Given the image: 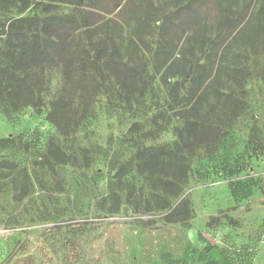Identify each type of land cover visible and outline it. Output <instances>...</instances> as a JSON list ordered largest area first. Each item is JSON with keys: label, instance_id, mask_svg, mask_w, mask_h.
Masks as SVG:
<instances>
[{"label": "rangeland", "instance_id": "rangeland-1", "mask_svg": "<svg viewBox=\"0 0 264 264\" xmlns=\"http://www.w3.org/2000/svg\"><path fill=\"white\" fill-rule=\"evenodd\" d=\"M133 1L134 16L148 23L135 27L133 12L116 18L131 45L120 55L122 63L137 67V84L120 88L109 69L97 70L94 114L68 133L59 134L44 107L37 113L25 106L8 116L0 105V264H264V27L248 40L240 35L225 55L224 64L236 70L234 90L243 108L232 133L213 154L188 150L186 181H176L182 189L171 196L174 184L164 190L161 182L146 180L134 157L137 147L177 137L181 118L169 107L164 78L175 80L182 67L178 63L165 73L154 51L165 17L177 2L185 6L189 0ZM192 1L197 4L187 18L200 17L199 24L185 23L173 35L182 31L177 48L191 37L183 48L187 63L206 58L200 31L224 29L215 17L219 8L242 19L236 32L250 27L261 3ZM73 9L78 10L59 4L54 13ZM16 13L14 6L0 9V19ZM45 80L41 94L47 100L61 81L55 69L45 71ZM253 126V144H247ZM50 137L69 155L66 163L55 165L44 156ZM236 163L242 169L227 176ZM240 177L247 188L231 194L229 180Z\"/></svg>", "mask_w": 264, "mask_h": 264}, {"label": "trees", "instance_id": "trees-1", "mask_svg": "<svg viewBox=\"0 0 264 264\" xmlns=\"http://www.w3.org/2000/svg\"><path fill=\"white\" fill-rule=\"evenodd\" d=\"M260 1L250 27L242 25L236 32L242 19L233 18L219 8L215 17L224 24V29L216 34L200 31L206 39V44L200 48L207 49L204 61H184L183 48L191 45V37L177 48L182 31L173 36L185 23L199 24L200 17L187 18V10L193 8L196 1L189 0L185 6L177 2L175 11L169 13L161 25L154 59L159 69L165 66V73L178 63L182 67L175 80L164 78L171 96L169 107L177 109L181 120L173 142L137 147L134 166L146 180L161 182L164 190L166 185L174 184L171 196L178 195L181 184L186 181L191 166L188 150L198 148L208 155L213 154L232 133L243 110L237 105L239 95L234 90L238 81L236 70L224 64V59L230 44L240 35L248 40L252 33L264 27V0ZM59 4L72 5L78 10L56 14L54 9ZM131 4L136 3L133 0H0L1 10L10 11L12 6L17 9L6 21L0 19V105L3 112L9 116L22 107L31 106L41 113L44 107L47 120L59 134L68 133L94 114L92 103L99 89L97 70L103 66L109 69L120 88L137 84V67L122 63L120 55L131 45L121 36L122 24L116 18L122 13L133 12L129 20H135V27L146 25L147 20L134 16L136 10ZM29 7L27 14L20 15ZM81 33L87 37H81ZM117 59L126 69L112 65H118L114 62ZM51 69L58 72L61 86L56 94L45 100L41 91L46 83L45 71ZM254 129V126L249 129L247 144H253ZM45 150L44 156L55 165L66 163L69 158L54 137L48 138ZM242 166L236 163L226 175L238 174ZM229 187L235 195L247 185L240 177L229 180ZM172 211L176 212V208Z\"/></svg>", "mask_w": 264, "mask_h": 264}]
</instances>
